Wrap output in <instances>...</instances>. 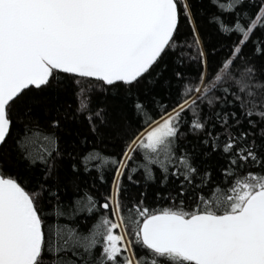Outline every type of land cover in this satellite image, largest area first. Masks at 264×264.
Listing matches in <instances>:
<instances>
[{
  "label": "snow or ice",
  "instance_id": "1",
  "mask_svg": "<svg viewBox=\"0 0 264 264\" xmlns=\"http://www.w3.org/2000/svg\"><path fill=\"white\" fill-rule=\"evenodd\" d=\"M179 3L180 0H0V145L6 141L11 127L10 103L25 90L47 86L56 70L94 78L109 86L136 83L171 45L179 24ZM212 3L221 12L234 13L245 0H212ZM248 3L256 7L255 12L243 19L237 13L233 28L218 22L221 31L240 36L234 53H230L233 58L222 62L214 79L201 74L198 84L186 86L185 96L195 92L201 94L197 99L203 100L230 72L241 46L247 44L254 31L264 30V0ZM183 7L187 14V5ZM256 52L264 54V49L257 48ZM253 72L252 68L246 69L244 87L264 90V83H247ZM249 94L256 93L249 91ZM197 99H184L171 113L161 116L146 134L131 141L121 159L101 157L95 152L84 157L85 162L103 159L104 164L116 169L113 190L101 207L111 209L118 222L105 216L88 235L67 226H49L46 237L37 197L16 179L0 172V264H44L48 253L58 257L52 264H77L76 260L63 259L62 253L91 257L83 259L82 264H264V127H258L253 119H248V123L260 143L249 141L252 133L241 132L237 139L244 143L239 144L230 135L223 152L233 153L232 165L241 161L243 167L251 161L259 166V171L237 179L232 194L222 200L198 196L204 208L198 205L190 213L171 208L153 211L140 206L141 201L129 209L127 217L133 239H128L124 230L121 178L137 149L145 150L144 163L138 167L144 169L148 180L155 178L153 165L159 166L165 179L169 165L176 166L171 175L180 181L179 195H184V183L192 184L197 176L198 170L190 157L177 155L175 150L182 113L191 110L195 117L191 128L205 130L206 124L200 121L195 108ZM208 103L211 105L212 101ZM257 103L253 101L254 105ZM260 106L264 107V103ZM82 107L86 108V103ZM136 109L144 110L139 103ZM245 116H258L264 123V110H249ZM222 123H228L227 114ZM21 147L28 151L33 162H46V157L56 151V140L54 136L34 132ZM137 170L131 169L133 173ZM208 175L205 173V178ZM127 178L131 181L132 175ZM87 199L91 204L92 198ZM56 214L65 215L59 210ZM118 228L120 234H116ZM134 244L144 252L137 255ZM98 245L99 251L93 256Z\"/></svg>",
  "mask_w": 264,
  "mask_h": 264
},
{
  "label": "trees",
  "instance_id": "2",
  "mask_svg": "<svg viewBox=\"0 0 264 264\" xmlns=\"http://www.w3.org/2000/svg\"><path fill=\"white\" fill-rule=\"evenodd\" d=\"M255 10L248 0L234 13L221 12L212 0H180L179 24L171 45L152 69L133 85L109 86L98 80L54 71V78L47 86L25 90L9 105L11 128L0 148V172L16 179L37 197L46 237L49 226H67L88 235L105 216L117 222L111 209L101 207L113 190L115 167L104 164L103 159L85 162L84 157L95 152L101 157L121 159L131 141L154 127V122L161 116L171 113L184 99H197L201 94L184 95L186 86L198 84L201 74L206 79H214L222 62L233 58L230 53H234L240 39L237 33L221 31L218 22L223 21L233 28L237 13L243 19ZM241 47L230 72L224 74V79L203 100L197 99L195 108L200 121L206 124L205 130L191 128L195 118L191 110L181 115L180 133L175 141L176 154L188 155L198 170L192 184L184 183V195H179L180 181L171 175L177 170L176 166L169 165L165 179L159 166L153 165L155 178L148 180L144 169L138 167L144 163L145 150L137 149L133 153V160L128 162L129 167L121 178V215L126 220L123 227L128 232V239H133L132 226L127 223L129 209L141 201L140 206L153 211L171 208L190 213L197 210L198 205L204 208L198 196L210 201L222 200L232 194L237 179L260 170L251 161L243 167H240L241 161L232 165L233 153L223 152L226 138L231 135L237 139L241 132L252 133L249 141L260 143L248 119L255 120L258 127H264L258 116H245L249 110H264L260 106L264 103V90L247 89L243 82L246 69L252 68L254 72L247 78V83H264V54L256 52L257 48L264 49V30H255L247 44ZM249 91L256 94L250 95ZM253 101L259 103L254 105ZM82 103L87 107L83 108ZM137 103L143 105L142 112L137 111ZM232 113H236L235 118ZM225 114L228 115L227 124L222 123ZM54 122H57L56 126ZM34 132L55 137L56 151L46 157V162H33L28 151L21 147L25 138ZM237 142L244 143L238 139ZM133 167L138 169L135 173L131 171ZM205 173L209 174L207 178ZM128 175H132L131 181ZM88 197L92 198L91 204ZM58 210L65 215L57 216ZM133 251L137 255L144 252L135 244ZM48 257L44 264H52L53 259H58L51 253ZM61 257L76 260L77 264H82L83 259H91L86 255L78 258L63 253Z\"/></svg>",
  "mask_w": 264,
  "mask_h": 264
},
{
  "label": "rangeland",
  "instance_id": "3",
  "mask_svg": "<svg viewBox=\"0 0 264 264\" xmlns=\"http://www.w3.org/2000/svg\"><path fill=\"white\" fill-rule=\"evenodd\" d=\"M195 97H197V96H195ZM148 130H150V129H148ZM148 130H147V131H148ZM144 134H146V132H145ZM117 222H118V221H117ZM115 231H116V234H120L121 229L118 228V229H116Z\"/></svg>",
  "mask_w": 264,
  "mask_h": 264
},
{
  "label": "water",
  "instance_id": "4",
  "mask_svg": "<svg viewBox=\"0 0 264 264\" xmlns=\"http://www.w3.org/2000/svg\"><path fill=\"white\" fill-rule=\"evenodd\" d=\"M57 72H60V71H58V70H56ZM62 73V72H61ZM64 74H66V73H64ZM69 75H72V74H69ZM73 76H75V75H73ZM76 77H78V76H76ZM88 79H92V80H96V79H94V78H88ZM18 98V97H17ZM11 104V103H10ZM11 128V127H10ZM8 137V136H7ZM3 145V144H2ZM2 145H0V148H1V146Z\"/></svg>",
  "mask_w": 264,
  "mask_h": 264
}]
</instances>
